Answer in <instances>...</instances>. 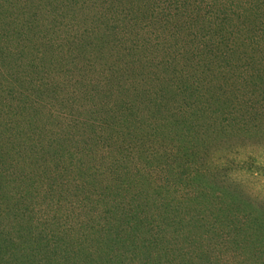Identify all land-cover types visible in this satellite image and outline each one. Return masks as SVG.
<instances>
[{
	"label": "rangeland",
	"instance_id": "374dc122",
	"mask_svg": "<svg viewBox=\"0 0 264 264\" xmlns=\"http://www.w3.org/2000/svg\"><path fill=\"white\" fill-rule=\"evenodd\" d=\"M0 264H264V0H0Z\"/></svg>",
	"mask_w": 264,
	"mask_h": 264
}]
</instances>
